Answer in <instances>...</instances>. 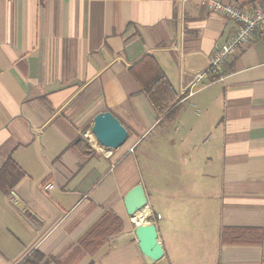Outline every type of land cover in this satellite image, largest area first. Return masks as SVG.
Masks as SVG:
<instances>
[{
    "label": "crops",
    "instance_id": "0c3cea01",
    "mask_svg": "<svg viewBox=\"0 0 264 264\" xmlns=\"http://www.w3.org/2000/svg\"><path fill=\"white\" fill-rule=\"evenodd\" d=\"M235 30L207 0H0V264H264V26L205 73ZM146 55L177 92L168 117L130 71ZM107 110L128 131L112 150L91 132ZM138 183L161 215L152 262L148 209L123 203ZM105 210L121 234L78 250Z\"/></svg>",
    "mask_w": 264,
    "mask_h": 264
},
{
    "label": "trees",
    "instance_id": "16d2710c",
    "mask_svg": "<svg viewBox=\"0 0 264 264\" xmlns=\"http://www.w3.org/2000/svg\"><path fill=\"white\" fill-rule=\"evenodd\" d=\"M130 71L139 83L141 92L147 96L156 112L163 118L170 116L179 104L177 92L156 58L146 55L134 64ZM122 231V219L116 213L105 210L101 217L79 238L78 250L95 253ZM37 263L38 261L32 257H27L21 264Z\"/></svg>",
    "mask_w": 264,
    "mask_h": 264
},
{
    "label": "water",
    "instance_id": "95a60500",
    "mask_svg": "<svg viewBox=\"0 0 264 264\" xmlns=\"http://www.w3.org/2000/svg\"><path fill=\"white\" fill-rule=\"evenodd\" d=\"M91 132L96 141L106 150L117 149L128 136L126 127L109 110L99 112L93 117ZM123 203L126 213L132 217L148 207V198L143 185L138 183L127 191L123 197ZM135 224L134 233L144 258L149 262L161 258L164 251L158 238L156 225L137 222Z\"/></svg>",
    "mask_w": 264,
    "mask_h": 264
},
{
    "label": "built area",
    "instance_id": "2783aa9c",
    "mask_svg": "<svg viewBox=\"0 0 264 264\" xmlns=\"http://www.w3.org/2000/svg\"><path fill=\"white\" fill-rule=\"evenodd\" d=\"M208 7L222 13L228 19L236 24V30L230 35L227 41L215 49L210 56L209 64L206 70V75L213 76L219 74L222 65L229 59V57L237 50V48L249 42L253 32L264 26V6L256 4L252 10H246L240 4L223 2L222 0H207ZM54 184L47 183L44 189L50 190ZM161 219L160 214H154L148 211L146 216L147 222L156 223Z\"/></svg>",
    "mask_w": 264,
    "mask_h": 264
},
{
    "label": "rangeland",
    "instance_id": "374dc122",
    "mask_svg": "<svg viewBox=\"0 0 264 264\" xmlns=\"http://www.w3.org/2000/svg\"><path fill=\"white\" fill-rule=\"evenodd\" d=\"M174 131L176 130V127H173L172 128ZM143 145V143L141 144V146ZM137 152H138V149H137ZM142 159V158H141ZM141 171L143 172V171H145V169H144V164H143V161L141 160ZM147 209H148V211H152L151 209H149L148 207H147ZM152 213H153V211H152ZM145 220H146V218H145ZM147 221V220H146ZM75 264H79V263H75Z\"/></svg>",
    "mask_w": 264,
    "mask_h": 264
},
{
    "label": "bare ground",
    "instance_id": "6f19581e",
    "mask_svg": "<svg viewBox=\"0 0 264 264\" xmlns=\"http://www.w3.org/2000/svg\"><path fill=\"white\" fill-rule=\"evenodd\" d=\"M145 208H146V207H145ZM145 208H144V209H145ZM141 211L143 212V210H141ZM141 211H139V212L142 213ZM139 212H138V213H139ZM136 214H137V213H136ZM136 214H135V215H136ZM135 215H134V216H135ZM135 218H138V221L141 220V217H135Z\"/></svg>",
    "mask_w": 264,
    "mask_h": 264
}]
</instances>
